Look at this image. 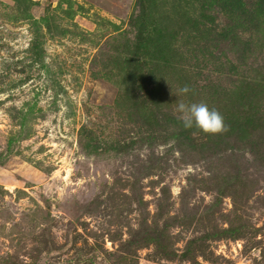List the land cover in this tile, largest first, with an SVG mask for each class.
Returning <instances> with one entry per match:
<instances>
[{
	"label": "rangeland",
	"instance_id": "obj_1",
	"mask_svg": "<svg viewBox=\"0 0 264 264\" xmlns=\"http://www.w3.org/2000/svg\"><path fill=\"white\" fill-rule=\"evenodd\" d=\"M0 264H264V0H0Z\"/></svg>",
	"mask_w": 264,
	"mask_h": 264
},
{
	"label": "clouds",
	"instance_id": "obj_2",
	"mask_svg": "<svg viewBox=\"0 0 264 264\" xmlns=\"http://www.w3.org/2000/svg\"><path fill=\"white\" fill-rule=\"evenodd\" d=\"M188 87L179 90L180 93H187ZM180 115L177 117L185 129L195 126L205 134L216 135L227 130L222 114L216 109H210L206 103L185 104L178 103L176 109Z\"/></svg>",
	"mask_w": 264,
	"mask_h": 264
}]
</instances>
